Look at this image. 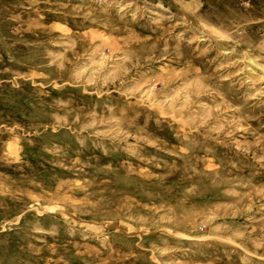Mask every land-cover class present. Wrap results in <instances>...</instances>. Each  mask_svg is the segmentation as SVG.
<instances>
[{"label": "rangeland", "instance_id": "1", "mask_svg": "<svg viewBox=\"0 0 264 264\" xmlns=\"http://www.w3.org/2000/svg\"><path fill=\"white\" fill-rule=\"evenodd\" d=\"M0 264H264V0H0Z\"/></svg>", "mask_w": 264, "mask_h": 264}]
</instances>
